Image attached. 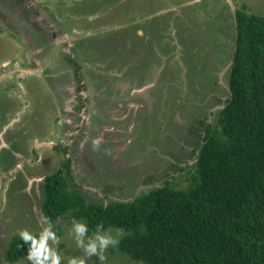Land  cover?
<instances>
[{
  "label": "rangeland",
  "instance_id": "rangeland-1",
  "mask_svg": "<svg viewBox=\"0 0 264 264\" xmlns=\"http://www.w3.org/2000/svg\"><path fill=\"white\" fill-rule=\"evenodd\" d=\"M234 3L264 15V0ZM16 4L0 0V264H31L3 253L20 229L44 226L40 177L66 156L69 188L87 201L131 199L171 173L188 185L178 166L194 161L198 120L227 97L234 45L223 0H21L30 22ZM68 220L55 221L60 264H143L115 246L104 261L85 256Z\"/></svg>",
  "mask_w": 264,
  "mask_h": 264
},
{
  "label": "trees",
  "instance_id": "trees-1",
  "mask_svg": "<svg viewBox=\"0 0 264 264\" xmlns=\"http://www.w3.org/2000/svg\"><path fill=\"white\" fill-rule=\"evenodd\" d=\"M234 17L227 97L198 120L202 142L194 161L178 166L188 185H173L171 173L131 199L87 201L69 188L67 178L73 175L66 156L57 172L42 179L40 210L58 235L55 221L68 216L69 223L83 219L88 235L98 223L123 229L115 249L134 262L264 264V15L243 4ZM42 34L54 35L50 30ZM27 248L13 234L3 258L14 263Z\"/></svg>",
  "mask_w": 264,
  "mask_h": 264
},
{
  "label": "clouds",
  "instance_id": "clouds-1",
  "mask_svg": "<svg viewBox=\"0 0 264 264\" xmlns=\"http://www.w3.org/2000/svg\"><path fill=\"white\" fill-rule=\"evenodd\" d=\"M88 233L89 228L85 222L72 221L71 235L77 246L82 249L85 256L94 255L100 261L105 259V250L110 246L118 245L119 239L124 235L123 229L105 228L102 223L95 225L91 235ZM17 235L28 246L24 259L30 261L31 264H60L62 258L55 248L58 237L50 221L46 219L38 233L22 228ZM68 264H85V261L82 257H74L68 260Z\"/></svg>",
  "mask_w": 264,
  "mask_h": 264
},
{
  "label": "flooded vegetation",
  "instance_id": "flooded-vegetation-1",
  "mask_svg": "<svg viewBox=\"0 0 264 264\" xmlns=\"http://www.w3.org/2000/svg\"><path fill=\"white\" fill-rule=\"evenodd\" d=\"M18 1V0H17ZM21 1V0H20ZM20 1H18V4H19V2ZM9 2V1H8ZM11 3V2H10ZM18 4H16V8L17 9H15V11H16V13L17 14H21L22 16V18H23V20L25 19L26 21H28V22H30L31 20H32V13H34V12H31V13H29V11H28V15H25L24 14V7H22L20 4L18 5ZM28 4V3H27ZM35 9V8H34ZM32 11V10H31ZM51 30V32H53V34L55 33V28L52 30V29H50ZM56 35V34H55ZM54 36V35H53ZM63 52H62V55L63 56H66V57H68V60L70 59V56H69V54H68V52H66L65 50H62ZM74 64V63H73ZM74 70V69H73ZM73 74V77L76 79V77L74 76V73H72ZM76 82H77V87H83L84 85H85V81L83 80V79H81L80 78V80L79 79H76ZM17 84L20 86V89L22 90V89H24V80H19V81H17ZM80 85V86H79ZM81 97H83V96H81ZM81 116L83 117V114H81ZM34 147V146H33ZM28 148H26V150H27ZM31 149V148H30Z\"/></svg>",
  "mask_w": 264,
  "mask_h": 264
},
{
  "label": "crops",
  "instance_id": "crops-1",
  "mask_svg": "<svg viewBox=\"0 0 264 264\" xmlns=\"http://www.w3.org/2000/svg\"><path fill=\"white\" fill-rule=\"evenodd\" d=\"M225 3H226V5H227V9L229 10V13H231V11L233 12V21H234V12H235V9L237 8L236 7V4L234 3L235 2V0H223ZM243 5V4H242ZM230 6H231V8H230ZM241 6V5H240ZM239 6V7H240ZM261 11L262 12H264V7L263 8H261ZM225 13V12H224ZM225 15V17H226V14H224ZM228 21V20H227ZM233 26H234V23H233ZM9 60H7V62H8ZM25 80V79H24ZM53 98H54V96H53ZM24 100V102H25V99H23ZM26 103H24V105H25ZM39 107H38V105H34V110H35V113L36 114H38L39 113ZM28 113H31L30 111H28ZM1 130V129H0ZM3 132V131H2ZM1 132V133H2ZM36 143V142H35ZM44 176V175H43Z\"/></svg>",
  "mask_w": 264,
  "mask_h": 264
},
{
  "label": "bare ground",
  "instance_id": "bare-ground-1",
  "mask_svg": "<svg viewBox=\"0 0 264 264\" xmlns=\"http://www.w3.org/2000/svg\"><path fill=\"white\" fill-rule=\"evenodd\" d=\"M13 35V34H12ZM225 106V105H224ZM225 108V107H224ZM203 120V119H202ZM259 132V131H258ZM68 165V164H67ZM55 172H57V171H55ZM60 175V174H59ZM85 179V178H84ZM59 180V179H58ZM166 181V180H165ZM248 185V184H247ZM259 188V187H258ZM157 189V188H156ZM260 189V188H259ZM150 192V191H149ZM242 195V194H241ZM237 196H239V195H237ZM230 197V196H229ZM233 197V196H232ZM82 198V197H81ZM235 200V199H234ZM83 201V200H82ZM85 209H86V207H85ZM88 209V208H87ZM81 210V209H80ZM79 210V211H80ZM83 210V209H82ZM77 213V212H76ZM84 213V212H83ZM72 216V215H71ZM89 218V217H88ZM171 220V219H170ZM165 222V221H164ZM16 236V235H15ZM18 236V235H17ZM229 245V244H228Z\"/></svg>",
  "mask_w": 264,
  "mask_h": 264
}]
</instances>
